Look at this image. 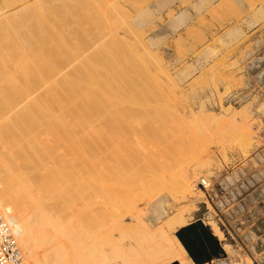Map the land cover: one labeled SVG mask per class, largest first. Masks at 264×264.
Instances as JSON below:
<instances>
[{
	"label": "bare ground",
	"instance_id": "obj_1",
	"mask_svg": "<svg viewBox=\"0 0 264 264\" xmlns=\"http://www.w3.org/2000/svg\"><path fill=\"white\" fill-rule=\"evenodd\" d=\"M11 1H3L2 8L5 12L11 11V8L15 9V3L23 5L16 8L15 13L1 16L0 24L2 20L20 14L28 8L38 5V11H41L47 9V6L49 8L50 4L57 6L60 0L56 1L58 4L55 0ZM72 2L73 0L70 1ZM86 2L83 0L78 6L74 5L77 6V9H74L79 12L70 11L72 16L69 15V23L72 17L77 19V12L86 15L89 10L85 6ZM92 2L94 8L100 12V22L103 19V23L99 22L102 24V27H99L103 30L101 33L126 43L131 52H136L139 45H147L143 38L138 40L139 45L135 40V44L130 40L132 44H129L128 40L121 37L120 30L114 27L117 25L114 22L118 19L114 18L113 21V9L120 7L116 4L117 1ZM251 3V8H255L256 4ZM137 6L138 10L144 7ZM120 9L117 8L118 11ZM120 16L123 17L124 14ZM221 17L223 19L224 16ZM60 19L56 10L37 19L36 33L40 32L41 36L43 34L47 38L50 35L55 38L62 37V32L66 31L62 26L67 25L68 19L63 18L67 23L61 20L62 26ZM123 29L129 31L128 28ZM78 30L80 31V28ZM84 31L88 33V29ZM89 35L87 38L90 39ZM81 36L79 37L82 38ZM80 38L75 39L76 43ZM5 39V43L2 41L4 44L0 43V208L15 230L18 244L29 264H196L182 241L180 242V238L175 235L179 228L181 230L189 223L186 216L189 206L178 204L188 201L191 194L193 196L197 183L210 185V180L202 174L203 168L211 164L217 154V151L212 150L210 143L213 142L214 145V142L218 144L219 141L218 151L226 152L228 144H225L226 139L223 138H237L244 134L242 148L246 151L252 144L251 139L246 140V135L251 136L253 133L249 117L234 107L222 108V114L218 116L205 113L203 109H196L181 94L183 90L181 93L178 91L176 84L170 86L172 94L167 96L144 97L141 96L144 92L136 94L137 92H130L131 90L116 91L103 95V100L98 104L99 99H91V95L96 91L88 90L92 94L91 100L87 99L89 92L82 87L83 81L91 79L96 85L95 78L108 77L109 83L116 82V86L120 88L122 84L119 81L125 79L117 72L121 57L118 43L116 47L113 39L111 44L119 50L118 53L117 50L112 51V45L108 41H102L105 37L101 40H87L80 47L78 45L81 43L78 41L77 49L73 45L74 52L70 50V44L69 48L62 43L61 47L50 48L54 40L37 39L31 32L14 34L13 38H10L12 42H6ZM72 39L69 40L73 41ZM62 41L64 42V39ZM13 45L18 46L15 47L16 51L8 48ZM62 46L67 47L70 54L75 53L72 58L75 56L77 62H80V68L72 66L73 61L63 56ZM139 61V65L143 67L145 60L139 58ZM62 62L65 64L61 66ZM153 62L155 63V60ZM67 67L72 72L68 70L66 73L64 69ZM66 74L69 76H65ZM66 86L68 95L63 97L60 90L62 92V88ZM84 89L88 93L84 92ZM139 89L142 90L141 87ZM74 92L79 97L86 98L87 101L80 99L86 104L80 102V105L76 103V106L74 101L79 99L73 101V97H76ZM98 95L95 94L96 98ZM147 95L150 96L148 93ZM219 103L223 105L221 97ZM97 110L98 112H95ZM240 116L242 123L239 122ZM170 118L173 125L169 123ZM175 118L177 122L179 120V124L174 122ZM206 122L219 124L223 133H206L204 137L203 132H207L204 127V124H208ZM189 125H196L200 129L198 131L194 128L188 134L183 133L185 128H182L190 127ZM98 126L99 130L96 129ZM90 129L98 134L90 135ZM75 130L76 133H71ZM186 143L193 145L192 148L187 147ZM185 160H189L190 165L189 161L187 164ZM179 164L182 166L179 167ZM172 166L175 169L176 166L179 167L178 170L173 169L178 172L177 176V173H174L175 178L169 177L170 174L165 176ZM157 196L159 198L154 201L155 204L142 209L141 214L147 223L140 216V203L151 204ZM158 224L160 225L156 227ZM214 232L222 241L223 232L215 224ZM222 248L227 253L231 251L229 245H223Z\"/></svg>",
	"mask_w": 264,
	"mask_h": 264
},
{
	"label": "rangeland",
	"instance_id": "obj_2",
	"mask_svg": "<svg viewBox=\"0 0 264 264\" xmlns=\"http://www.w3.org/2000/svg\"><path fill=\"white\" fill-rule=\"evenodd\" d=\"M3 1L10 2L11 0H0V17L8 16L9 13H15L16 8L18 9V7L23 5V3L19 5L18 3H15L13 4L17 5L15 9L11 8V11L5 12L2 8L4 6L2 5ZM31 1L34 2L35 0ZM56 1L58 0H55V2ZM70 1L71 0H60L58 1L59 4L56 2L59 6L55 3V5H57L58 7L50 4L49 8L47 6V9H43L44 11H38L40 6L37 8V5L35 7H32L31 9H26L20 14L13 15L12 17L2 20L0 24V43L4 44V39L6 37L8 38L7 40L5 39V41L9 42L11 41L10 38H13L14 34H28V32L34 33L37 39L42 38V40H54L50 48H55L57 46L61 47V43L62 45L67 47H71L70 45H72L70 50H72L73 52L74 46L75 49H77L78 46L80 47L82 43H86L87 40H101V38L105 37V39H102V41H108L109 44L113 43L112 39L114 36H112L111 39V36H109L108 34H104V32L101 33L103 30H101V28L99 27H102V24L100 25V23H103V19L100 22V19L102 17L99 18L101 15L100 12L94 8V3L92 2L93 0H86L87 2L85 6L88 7L87 10L89 9L86 12V15L83 12H81V14H78L79 10H76L79 2L83 0H73V6L77 5L76 7H73ZM109 1H117L116 4L120 5L121 7L120 9V7L116 5L117 7L113 9L114 13L112 14L113 21H115V19H118L114 22V24H117L114 27H117L116 29L120 30L121 37L125 40H128L127 42H129L130 40V42H132L133 44H135L134 40L135 42L137 41L136 43L138 44V40L140 38H143L145 40L144 42L147 44L144 45L146 50L144 49L143 45L138 44V50H136V52L135 50L134 52H131L126 43L120 41L118 42L113 39L115 45L116 43H118L117 45L119 47L121 45L120 48L116 45V47L120 49V51L116 49L115 45L113 46V44H111L112 46L110 48L113 49H111L112 51L117 50L116 53H118L119 51L121 63L118 65L119 69H117V72H120V74L123 75L125 79L123 81L118 80L119 83L121 82L122 84H120V88L116 86V82L109 83L110 81L108 77H106L105 79L103 77L98 79L95 78L96 85L91 79L83 81L82 87L85 88L86 91L90 89L92 90V92L96 91L93 92L94 95H91L92 98L90 97V94H92V92L88 91L89 96L87 99L91 100L95 97V99H99V104V101L103 100V95H107V93L111 94L112 92L116 91L123 92L125 90L126 92H129L130 90V92H137L136 94H141L144 92V95L141 94V96L144 97L145 95L146 97H158V95L160 97L167 96L171 93V89H169L170 86L176 84L178 86H175L179 87L177 88L178 91H180L181 93V91L183 90L181 94H183L189 100L191 105L196 109H203L205 113L215 114L218 116L222 114V108L224 109L228 107L233 109L234 107L235 110L240 111L241 113L243 112L246 117H249V119L251 120L253 133L251 134L252 137L250 135H246V140L251 139L252 144L248 146V148H246V151L244 150L245 148H242L244 142V134L241 137L237 136V138H235L236 136H233L231 138L227 136L226 138H223L224 140L226 139L225 144H228L227 149L225 150L226 152L218 151L220 146L219 141L218 144L217 142L216 144L214 142V145L212 144L213 142L210 143V146L212 145V150L217 151V154L211 160V164L206 165L202 170L203 176L205 175L206 179L210 180V185L206 186L200 184V182L197 183V185L195 186L196 189L194 188V197L191 194L188 201L179 202L180 204L178 205L187 204L189 206L188 207L186 205L188 207V213L186 212V216L189 221L186 226L196 223L198 220H202L211 234H215L214 224L223 232L224 238L222 241L219 240L218 236L216 237L214 235L217 241L216 254H212V251L210 250V248H208V252L211 257L209 260H205L204 263L243 264L246 261L245 264H248V262L249 264H264V0H144L146 3L143 0ZM125 1H127L128 3ZM180 1H182V3H180ZM250 1L253 2V4H256L255 8H251L250 5L252 3ZM60 2L64 3L62 4ZM90 2L92 4H90ZM220 2L222 4H220ZM227 4L228 6H225ZM137 5H139L140 7L141 5H144V7H141L139 8L140 10H138ZM122 7H124L125 9ZM35 8H37V10H35ZM117 8H119L120 10L118 11ZM229 8L232 11L228 10ZM55 10L56 15L61 18L59 20L60 25L63 18L66 20L68 19L67 22L69 23V15L72 16L73 11L75 13L76 11H78L76 15L78 17L76 19L74 13V17H72L71 19L73 20L75 18L78 23H76V20H73L75 21L73 23L70 19V23L68 26L66 20L63 19V21L67 23L65 27L61 25L66 30L62 32L63 34H61L63 38L61 36H56L55 38L54 35V38L52 37V35L48 36L47 38V36L43 34L41 36L40 32L36 33L38 21L37 19L42 18ZM90 10L91 12L89 13ZM229 11H231L232 14L227 13ZM224 13L228 15H224ZM120 15H122L123 17H121ZM84 16L85 20H83ZM221 16H224L223 19ZM127 18L128 20H126ZM70 24L74 25L71 26ZM3 25H5V27ZM79 28L80 31L78 30ZM123 28H128L129 31L126 32ZM132 28L134 29L133 31ZM86 29H88V33L84 31ZM105 30L106 29H104V31ZM66 32H68L69 34ZM82 32L86 33L87 35L84 34L82 37ZM90 33L91 35H89ZM64 34H66V36H64ZM135 34H137L138 36H140L141 34L142 35L141 37H138ZM88 35L91 37L90 39L87 38ZM79 36H81L84 40H82V38H80ZM72 38H74V40ZM77 38H80V41L79 39L78 41L79 44H81L76 47V44H78V41L76 43ZM63 39L64 42L62 41ZM67 39L68 41L65 42V40ZM69 39H72L73 41H70ZM130 42L129 44H132ZM63 43H65L66 45ZM122 44H125V46H122ZM64 46H62L64 49L62 51H64L65 54H63V56L70 58L71 60L69 61H73L72 66L77 67V69L80 68L78 64L80 62H77L78 60L74 58L75 56L72 58L73 54L75 53L70 54L71 52L69 53V50L67 51L66 49L67 47L64 48ZM11 47L8 48L12 49V51L18 48L17 45H13L14 48ZM135 47L134 49H136ZM126 48H128L130 51L126 50ZM65 50L67 52H65ZM151 54H153V56ZM67 55L71 56L68 57ZM139 58H141V60H145V64L143 65V67L139 65ZM154 60L155 63L153 62ZM60 64L62 66V64L64 65L65 63L62 62ZM145 65H147V67ZM141 67L144 69H142ZM138 68L139 73L137 74ZM222 68L224 69V71ZM64 70L66 71V73H68V70L72 72L69 67L65 68ZM161 73L163 74L161 75ZM165 74L168 75V77H166ZM65 76L69 75L66 74ZM169 79L171 82L169 81ZM195 79L199 82L196 83ZM108 83L110 85H108ZM111 87L114 89L112 90ZM139 87H141L142 90H140ZM64 88H66V90H64ZM64 88H62V92L59 89L63 97L65 95H68L66 92L67 86ZM85 89L84 92H86ZM147 93L150 96H148ZM95 94L96 96L99 94L97 98ZM74 95H76V93ZM76 97H79L78 94L76 95ZM76 97H73V101L76 99L79 100L74 101V104L78 103L80 105V102L83 103V99H86L84 97L81 98V96L79 98ZM220 97L222 98V106L219 103ZM80 99L82 101H80ZM83 104L86 103L84 102ZM76 106L78 105L76 104ZM81 106L83 105L81 104ZM90 107H92V104L90 105ZM95 112H98V110ZM167 119H165V121ZM170 119L171 122L169 123H172V118ZM174 120H176V118ZM174 122L179 124V120L178 122L177 120ZM239 122H243L241 116L239 117ZM206 123L208 124H204V127H206L207 132L204 130V137H206V133L215 135H218V133H223L219 124H212L211 122ZM195 126L196 125L183 127L182 130L185 128L183 133L188 134L189 131L194 128H196V130L198 129L199 131V125L196 127ZM96 129L99 130L100 127L98 126L96 127ZM71 133H76V130L72 131ZM89 134L96 135L98 134V132L91 131L89 132ZM187 144L188 143H186V145ZM192 146L193 145L190 144L187 145V147L189 148H192ZM187 161L185 160L184 162L187 163ZM188 163L190 165V161ZM173 166L172 169L168 170L169 172L166 173L165 176L168 177V175L170 174L169 177L173 178L174 176L175 178L178 175V172L175 171L177 174L174 172L173 169L175 168H173ZM178 166L180 167L182 165L179 164ZM178 166H176L177 169L175 170H178ZM174 173L176 174V176ZM199 191L200 193H202L200 194ZM203 194L205 196H203ZM158 198V196L154 198L151 201V204L149 203L146 205L143 202L140 203L141 209L139 213L143 220L145 219L141 214L142 209L155 204L156 202L154 201ZM159 225L160 224H158L156 227H158ZM178 230L175 232V235L177 237V234L180 231ZM196 233L201 240L207 243L206 237L199 227L196 228ZM223 245H229L231 247V251L227 253L222 248ZM236 253L238 254V256Z\"/></svg>",
	"mask_w": 264,
	"mask_h": 264
},
{
	"label": "water",
	"instance_id": "obj_3",
	"mask_svg": "<svg viewBox=\"0 0 264 264\" xmlns=\"http://www.w3.org/2000/svg\"><path fill=\"white\" fill-rule=\"evenodd\" d=\"M197 227H199L203 231L207 243L201 240L198 234L196 233ZM177 235L182 241L185 248L187 249L190 256L192 257V259L197 264H204L205 260L210 259L211 256L208 252V248H210L212 254H216L217 241L215 239V236L210 233L207 226L202 220H198L196 223L183 227Z\"/></svg>",
	"mask_w": 264,
	"mask_h": 264
},
{
	"label": "built area",
	"instance_id": "obj_4",
	"mask_svg": "<svg viewBox=\"0 0 264 264\" xmlns=\"http://www.w3.org/2000/svg\"><path fill=\"white\" fill-rule=\"evenodd\" d=\"M0 264H29L17 235L0 208Z\"/></svg>",
	"mask_w": 264,
	"mask_h": 264
}]
</instances>
